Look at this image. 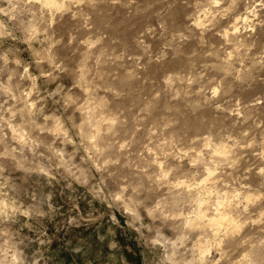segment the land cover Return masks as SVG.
<instances>
[{
    "label": "clouds",
    "instance_id": "1",
    "mask_svg": "<svg viewBox=\"0 0 264 264\" xmlns=\"http://www.w3.org/2000/svg\"><path fill=\"white\" fill-rule=\"evenodd\" d=\"M0 264H264V0H0Z\"/></svg>",
    "mask_w": 264,
    "mask_h": 264
}]
</instances>
